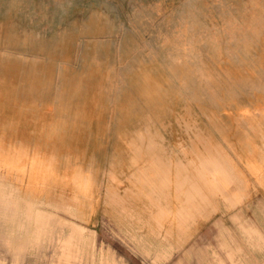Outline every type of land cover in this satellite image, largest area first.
<instances>
[{
  "label": "rangeland",
  "instance_id": "1",
  "mask_svg": "<svg viewBox=\"0 0 264 264\" xmlns=\"http://www.w3.org/2000/svg\"><path fill=\"white\" fill-rule=\"evenodd\" d=\"M24 77L65 110L101 103L130 171L149 139L162 154L216 108L264 105V0H0V85ZM1 174L0 264H264L258 238L226 231L216 252L156 258L115 213L87 226Z\"/></svg>",
  "mask_w": 264,
  "mask_h": 264
},
{
  "label": "crops",
  "instance_id": "2",
  "mask_svg": "<svg viewBox=\"0 0 264 264\" xmlns=\"http://www.w3.org/2000/svg\"><path fill=\"white\" fill-rule=\"evenodd\" d=\"M13 83L0 85V172L17 191L64 204L87 226L115 213L159 259L208 241L216 252L225 231L249 244L253 234L264 251V105L216 108L194 138L164 136L162 154L149 139L125 171L123 149H108L101 103L65 110L27 77Z\"/></svg>",
  "mask_w": 264,
  "mask_h": 264
}]
</instances>
